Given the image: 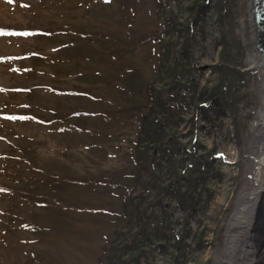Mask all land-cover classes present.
Here are the masks:
<instances>
[{
  "label": "rangeland",
  "instance_id": "rangeland-1",
  "mask_svg": "<svg viewBox=\"0 0 264 264\" xmlns=\"http://www.w3.org/2000/svg\"><path fill=\"white\" fill-rule=\"evenodd\" d=\"M1 27L42 29L51 35L0 38V264H100L99 259L111 257L105 235L117 222L111 210L120 213L123 207L115 190L101 184L58 187L42 171L67 173L65 177L78 180L119 173L124 169L123 155L134 141L128 136L134 132L133 120L123 118L128 125L112 122L104 127L105 132L114 131V137L100 138L99 144L110 152L101 161L87 150L90 141L96 143L93 137L80 143L73 135H61L67 128L60 121L45 126L30 115L50 121L56 117L50 110L58 107L66 111L83 107L91 114L109 110L110 103L128 107L119 96L126 74L137 77L134 83L140 87L153 83L159 79L160 59L172 61L175 68L182 66V78L194 86L192 101L202 96L205 107L211 106L207 113H198L193 106L184 120L176 118L183 120L181 130L189 134L185 139L189 152L196 148L189 159L199 164L196 184L201 192L195 212L181 211L175 202L167 203V209L182 225L176 230L185 237L182 264H216L247 172L253 169L254 127L262 103V72L251 58L258 48L250 0H0ZM156 33L166 37L154 41ZM63 47L67 48L53 53ZM31 52L37 55L27 59ZM42 59H73L74 67L61 71L45 66L47 60ZM24 68L35 73L28 78ZM131 70L134 74L128 73ZM166 81L171 85L170 79ZM168 84L164 88L158 83L165 95ZM33 85L45 89L30 95L9 91ZM60 91L85 92L102 101L73 100ZM93 126L100 128L95 122L87 127ZM111 145L123 150H111ZM70 146L75 152L68 151ZM60 162L65 165H56ZM56 198L89 212L79 225L81 234L64 232L72 237L65 248L59 244L61 234L50 237L55 218L51 209L36 207L37 202ZM37 255L38 260L31 261ZM170 255L156 257L158 264H171Z\"/></svg>",
  "mask_w": 264,
  "mask_h": 264
},
{
  "label": "trees",
  "instance_id": "trees-1",
  "mask_svg": "<svg viewBox=\"0 0 264 264\" xmlns=\"http://www.w3.org/2000/svg\"><path fill=\"white\" fill-rule=\"evenodd\" d=\"M40 1L42 2L43 0ZM31 7L29 6V8ZM200 18L204 20L202 14ZM199 21L200 19H198ZM5 28L6 30L17 29L14 27ZM27 31L33 33L31 38L51 35L50 32L42 29L27 28ZM154 37V41H160L166 35L162 34L159 36L156 33ZM66 48L55 49L53 53ZM30 54L33 55H29L27 59L37 55L34 52ZM37 57L43 58L45 56L39 55ZM42 60H47L45 66L59 68L61 71L69 72L74 67L73 59H62L57 60V62L53 59ZM50 61L53 62L48 65ZM159 62V79L153 83L145 84L143 87L139 86V82L134 83L137 78L134 75L130 77V75L126 74L127 77L123 81L125 86L120 85V83L122 84L121 78L124 77L119 78L120 83L118 84L122 87L119 96L129 105L128 107L119 106L108 101L110 107L106 109L109 110L93 111L95 114H91L89 110L83 107L74 108L72 111H66L58 107L55 110H50L56 116L50 121H44L43 116L30 115L31 118L33 117L38 123L45 126H52L60 121L67 128L61 135H73L80 143L89 136L93 137L96 143L89 140L90 145H87V150L93 155L101 156V161L107 160L108 156L110 157V152L99 144L101 142L100 138L114 137V131L105 132L103 131L104 127H110L112 122L128 125V123L122 121L123 118L133 120L131 126L134 127V132L128 136L134 138V141H131L129 152H125L123 155L124 169L119 173L117 170L112 175H102L99 179L88 176L89 178L78 180L72 177H65L67 173L55 174L49 170L50 173L46 172L47 174H45V170L42 171L44 173L43 176L60 184L58 187L65 184L74 186L80 183L84 187L95 188L96 184H101L107 186L110 192L115 190L113 195L122 199L123 207L121 212L111 210L117 216V222L112 232L108 233L109 235H105L111 246L108 252L112 251L111 257L105 256L99 259L100 264H143L142 262L148 261V259L151 260L146 264H158L156 257L166 256L170 253L171 264H182V243L185 241V237L182 236L181 230L179 232L176 231L182 225L179 219H175L165 209V205L175 202V207L181 209V211H196L195 208H197L201 192H199L200 186L196 184L197 166L199 164L194 161L193 157L189 159L191 154L192 156L196 154V148L193 146L194 152H189V145L185 142L189 134L182 132L181 125L184 120L183 115L185 112H190L194 108L193 106L196 107L195 110L198 113L199 110L206 113V109L211 111V106L205 107L206 102L202 96L197 101H192L191 90L194 86L182 78V73L184 72L182 66L175 68L172 61L168 59H160ZM23 71L28 73V78L35 73L33 68L30 71L24 68ZM42 73L47 72L43 71ZM128 73L134 74V70ZM22 74L24 73L20 71L19 75ZM169 79L172 82L171 85L166 81ZM158 83L164 88L166 83L170 86L167 95L162 93ZM33 86L32 88L15 87L9 91L18 95L21 93L30 95L35 92L34 90L45 89L42 85ZM47 89L59 94L57 89L52 87H47ZM134 93L138 95L136 99H134ZM60 94H66L72 97L73 100L92 99L96 102L102 101L85 92H78L77 94L76 91H60ZM103 101L106 103L107 100ZM26 105L27 108H32L30 104ZM99 113H103V117L98 116L100 115ZM110 115L111 117H109ZM177 117L183 120H176ZM90 122H95L100 128L93 126V128L88 129L87 126ZM68 130L73 131L69 133ZM76 130L80 132L76 133ZM81 131L86 132V134ZM110 147L111 150H117L116 152L119 153L123 150V147L120 146L116 148L111 145ZM77 149L80 150L79 148ZM68 151L75 152V148L70 146ZM65 156L67 157L66 154ZM60 161L62 160L60 159ZM56 165L64 166L65 163L60 162L56 163ZM120 176L121 180H119ZM37 204L36 207L38 208L43 207L47 211L51 209V217L55 218L52 220V226L49 227V231H51L50 237H52L53 233L61 234L62 238L59 240V244H63V248L71 244L72 238L65 236L64 232L69 235H71L72 231L76 234L82 233L78 228L85 220L82 217L89 214L87 210L80 211L79 206L61 198L50 199L48 202L40 201ZM10 214L3 213V215ZM41 230L42 234H45L46 227ZM86 230L89 232L90 228H86ZM11 232L15 233V230ZM50 241H52L51 238L47 239V243ZM108 253L104 252V255ZM38 258L39 255L33 256L31 261L36 262Z\"/></svg>",
  "mask_w": 264,
  "mask_h": 264
},
{
  "label": "bare ground",
  "instance_id": "bare-ground-1",
  "mask_svg": "<svg viewBox=\"0 0 264 264\" xmlns=\"http://www.w3.org/2000/svg\"><path fill=\"white\" fill-rule=\"evenodd\" d=\"M250 10L255 23V3ZM256 45L261 32L255 27ZM253 51V67L262 72V103L254 127L253 169H249L240 190L236 208L227 227L222 254L216 264H264V58ZM208 261V259H207Z\"/></svg>",
  "mask_w": 264,
  "mask_h": 264
},
{
  "label": "water",
  "instance_id": "water-1",
  "mask_svg": "<svg viewBox=\"0 0 264 264\" xmlns=\"http://www.w3.org/2000/svg\"><path fill=\"white\" fill-rule=\"evenodd\" d=\"M259 18H258V15H257V20H256V23H257V25L259 26V20H258Z\"/></svg>",
  "mask_w": 264,
  "mask_h": 264
}]
</instances>
